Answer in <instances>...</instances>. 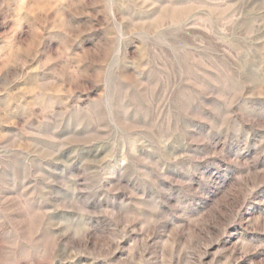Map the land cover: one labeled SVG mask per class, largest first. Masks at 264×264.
Returning a JSON list of instances; mask_svg holds the SVG:
<instances>
[{
  "label": "rangeland",
  "instance_id": "374dc122",
  "mask_svg": "<svg viewBox=\"0 0 264 264\" xmlns=\"http://www.w3.org/2000/svg\"><path fill=\"white\" fill-rule=\"evenodd\" d=\"M0 264H264V0H0Z\"/></svg>",
  "mask_w": 264,
  "mask_h": 264
}]
</instances>
